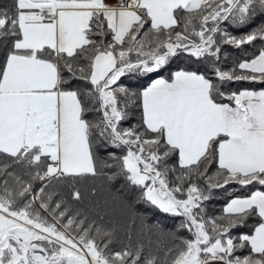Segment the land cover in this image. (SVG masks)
I'll use <instances>...</instances> for the list:
<instances>
[{
	"label": "snow or ice",
	"instance_id": "obj_1",
	"mask_svg": "<svg viewBox=\"0 0 264 264\" xmlns=\"http://www.w3.org/2000/svg\"><path fill=\"white\" fill-rule=\"evenodd\" d=\"M257 40L264 0H0V264H264V48L219 66L223 45ZM185 54L206 70H172ZM132 106L140 123L125 128ZM101 178L129 212L119 250L115 228L70 213L77 185ZM230 184L255 190L207 217L212 190ZM141 203L183 217L192 238L145 254L164 228L132 211ZM137 226L147 244L131 242Z\"/></svg>",
	"mask_w": 264,
	"mask_h": 264
},
{
	"label": "trees",
	"instance_id": "obj_2",
	"mask_svg": "<svg viewBox=\"0 0 264 264\" xmlns=\"http://www.w3.org/2000/svg\"><path fill=\"white\" fill-rule=\"evenodd\" d=\"M12 0H4V3L11 4ZM259 21L253 22L252 24L246 27L237 28L235 26H227L228 30L233 35H242L252 28L256 26ZM110 39V37H109ZM264 48V42L262 41H255L252 45H245L242 49H236L230 45H223L222 52H221V61L219 66L223 70H229L234 65L239 63L241 60L244 59H251L254 55L258 54L259 50ZM192 66V67H199L201 71L206 70V66L203 63H196L193 59L189 58L187 54L182 56L179 60L173 63L171 66L172 70H175L177 67H184V66ZM163 75L167 77L169 75L168 72H164ZM157 78L155 74L151 77H124L122 78V82L125 86L132 87L133 89H139L142 86H146L148 83L151 82V79ZM213 79H215L213 77ZM83 83V82H82ZM232 90L243 89V88H256L259 89L260 85L258 84H249V83H233L227 86ZM129 119L122 122V126L127 128L130 126H135L140 123L141 119V110L136 107L132 106L129 109ZM101 154L104 155L103 150ZM117 154H120L117 151ZM175 158H173L174 161ZM4 158L0 157V161H3ZM171 163L172 167H177L174 163ZM217 165L213 164L210 169V174L215 172ZM107 171V170H106ZM179 175V172H173L170 174V180H175L176 176ZM201 186H203V180L197 181ZM117 186L121 188L123 191L124 189V180L121 178L116 182ZM95 185L97 189H99V194L96 196H90L89 191ZM82 189L85 193V199L82 202H73L69 201V209L70 213H75L77 211L87 214L90 220H96L98 226H104L106 228H115L116 229V237L114 243L111 247L115 250H119L123 248L129 241L125 237V232L127 230V222L129 219V212L122 211L119 206L112 207L111 199L108 196V191L106 186L104 185L103 179L99 180H89L85 183L77 185ZM39 187V184H37ZM58 191H61L63 194L66 189L62 188L59 185H54ZM260 187V186H256ZM255 190L252 186H249L247 189L236 185L230 184L226 186V188H218L213 189L212 194L209 200L204 202L205 214L207 217H220L224 215V207L230 201V199L236 196H248L250 192ZM138 191V190H135ZM126 199H132V193H129ZM65 199L67 197L65 196ZM108 200L109 203L106 205L104 203L105 200ZM132 211H138L142 216L146 218L147 223L155 224L160 223L163 225L164 232L162 234L156 235L153 234L150 236L151 239V247L146 249V253L148 251L153 252L154 254L163 257V255L167 252L169 248H173L175 245L179 244L182 239H190L192 238L191 233H189L186 229L180 227V223L183 220V217H172L167 214H162L159 211L151 208L145 204H137ZM252 227L250 223L248 227H242L238 229H234V233H243L247 232ZM143 241L147 244L148 237L141 236L139 234V228L132 234V243L135 245L137 242ZM159 249V251H157Z\"/></svg>",
	"mask_w": 264,
	"mask_h": 264
}]
</instances>
